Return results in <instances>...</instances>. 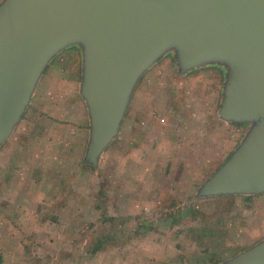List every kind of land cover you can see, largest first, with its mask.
Masks as SVG:
<instances>
[{"label": "rangeland", "instance_id": "rangeland-1", "mask_svg": "<svg viewBox=\"0 0 264 264\" xmlns=\"http://www.w3.org/2000/svg\"><path fill=\"white\" fill-rule=\"evenodd\" d=\"M11 1L0 0V14ZM168 38L134 75L118 132L96 163L84 159L90 38L78 33L49 49L22 121L0 144V264H180L171 255L190 243L180 223L188 218L181 204L150 199L193 198L248 148L264 115L227 116L238 68L188 62L183 40ZM257 192L185 203L200 213L189 225L218 232L225 258L263 243L264 188Z\"/></svg>", "mask_w": 264, "mask_h": 264}, {"label": "water", "instance_id": "water-1", "mask_svg": "<svg viewBox=\"0 0 264 264\" xmlns=\"http://www.w3.org/2000/svg\"><path fill=\"white\" fill-rule=\"evenodd\" d=\"M78 33L92 48L87 162L96 163L118 132L136 73L170 35L174 44L183 40L188 62L224 60L238 68L227 116L264 115V0H12L0 14V144L19 121L49 49ZM219 174L195 196L264 188V129ZM228 264H264V242Z\"/></svg>", "mask_w": 264, "mask_h": 264}, {"label": "crops", "instance_id": "crops-1", "mask_svg": "<svg viewBox=\"0 0 264 264\" xmlns=\"http://www.w3.org/2000/svg\"><path fill=\"white\" fill-rule=\"evenodd\" d=\"M28 107L25 108L23 111V115H25L26 110ZM22 121V118L20 117L19 123ZM163 121V120H162ZM90 135V126L88 129V136ZM89 139V138H88ZM86 158V154L84 155V159ZM86 161V159H85ZM87 162V161H86ZM199 188V187H198ZM195 199H199V197L194 196L193 198H176L175 196H171V199L165 198L163 200L161 197L154 196L150 200L155 205H179L181 204V212H179V215H181V218H188L185 220H174L176 223H181V226L183 228V225L186 224L185 229L183 230V233L181 234L183 238L185 239L186 243H189L187 247H184L183 244H181L180 247L175 246L174 248V254H172L171 258H176L180 264H228V262L237 256L238 254L243 253L246 250H241L237 252L232 258L227 257V253L225 250L226 247H221L222 240L220 239V234L218 232H215L214 229L210 230H204L202 229V226L200 228L191 227L189 225V219L190 223H195L193 220H195L196 216L200 217V213L198 208L193 206L190 208V206H187L185 203H188L190 201H196ZM176 212H174L175 214ZM187 238V240H186ZM225 250L223 251V249ZM229 248V247H228ZM173 251V249L171 250ZM173 253V252H172ZM179 253V254H178Z\"/></svg>", "mask_w": 264, "mask_h": 264}, {"label": "trees", "instance_id": "trees-1", "mask_svg": "<svg viewBox=\"0 0 264 264\" xmlns=\"http://www.w3.org/2000/svg\"><path fill=\"white\" fill-rule=\"evenodd\" d=\"M1 259V258H0Z\"/></svg>", "mask_w": 264, "mask_h": 264}]
</instances>
